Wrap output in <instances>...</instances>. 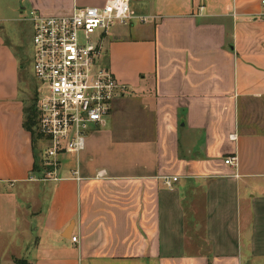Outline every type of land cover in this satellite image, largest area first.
<instances>
[{
    "label": "crops",
    "instance_id": "crops-1",
    "mask_svg": "<svg viewBox=\"0 0 264 264\" xmlns=\"http://www.w3.org/2000/svg\"><path fill=\"white\" fill-rule=\"evenodd\" d=\"M106 2L0 0V25ZM131 6L145 21L105 36L128 91L79 156H60L58 179L35 163L28 88L0 29V264H264L262 0Z\"/></svg>",
    "mask_w": 264,
    "mask_h": 264
},
{
    "label": "built area",
    "instance_id": "built-area-1",
    "mask_svg": "<svg viewBox=\"0 0 264 264\" xmlns=\"http://www.w3.org/2000/svg\"><path fill=\"white\" fill-rule=\"evenodd\" d=\"M131 1L77 6L69 15L48 16L32 9L25 16L34 29L37 128L48 167L44 180L59 178L60 156H79L89 133L105 123L115 101L128 91L107 63L105 36L117 24L145 21L133 10ZM225 163L237 165V157L229 156ZM73 173L78 175V169ZM177 180L167 176L165 184L172 187ZM73 241L78 237L73 236Z\"/></svg>",
    "mask_w": 264,
    "mask_h": 264
},
{
    "label": "rangeland",
    "instance_id": "rangeland-1",
    "mask_svg": "<svg viewBox=\"0 0 264 264\" xmlns=\"http://www.w3.org/2000/svg\"><path fill=\"white\" fill-rule=\"evenodd\" d=\"M8 13L12 15L10 10H8ZM27 14L28 12L25 13L24 17ZM13 17L20 19V14L15 13ZM112 28L110 32L113 30ZM0 29L1 30L3 29L4 33L6 34V39H8L10 44L14 45V48L18 54L19 63H20L18 76H19V80H21V84H23L25 88L26 87L28 88V90L26 91V106L29 108V106L33 103L34 98L37 99V89L39 88L38 81L35 77L34 64H33L34 62L33 23L32 21H28V20H10V21H5L2 25H0ZM138 112L139 109L133 111V113H131L130 115L132 119L135 121L137 120L136 114H138ZM39 146H40V142H39ZM41 161L43 160L40 158V162ZM259 261L261 263L264 262V260H259Z\"/></svg>",
    "mask_w": 264,
    "mask_h": 264
},
{
    "label": "trees",
    "instance_id": "trees-1",
    "mask_svg": "<svg viewBox=\"0 0 264 264\" xmlns=\"http://www.w3.org/2000/svg\"><path fill=\"white\" fill-rule=\"evenodd\" d=\"M22 67V65H21ZM36 98H34L33 103L29 106V108L26 106L25 110V128L29 131H31L33 136V144L35 147V157H36V165L38 166L40 157L38 155V151L40 150L38 144L41 143V134L38 132L37 128V110H36ZM16 264H30L25 259H17L15 261Z\"/></svg>",
    "mask_w": 264,
    "mask_h": 264
}]
</instances>
